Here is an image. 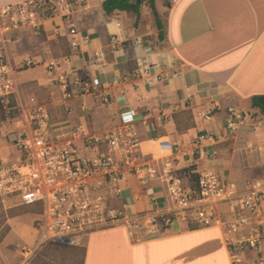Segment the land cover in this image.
<instances>
[{
    "label": "crops",
    "instance_id": "1",
    "mask_svg": "<svg viewBox=\"0 0 264 264\" xmlns=\"http://www.w3.org/2000/svg\"><path fill=\"white\" fill-rule=\"evenodd\" d=\"M28 1L0 0V8ZM78 1L77 34L68 33L66 41H76L79 49L69 64L74 78L85 79L89 85L84 93L69 91L67 95L81 101V112L67 107L73 99L67 100L68 115L59 123L58 131L67 134L82 127L88 136L98 138L129 125L135 132L138 157L156 165L158 176L141 181L127 174L120 182L124 200L119 197L118 202L128 218L140 217L147 222L175 209L162 165L158 167L163 159H168L173 169L195 166L196 174L216 170L239 191L256 182L264 185V161H257L264 159V131L256 135L257 143L248 144L247 153L253 156L250 159L260 165L254 175L256 181L247 180L250 170L241 166L246 180L235 177L239 166L235 154L242 152L236 149L237 136L232 146L219 154L218 144L220 148L225 139L222 135L215 139L231 113L237 117L235 113L249 112L257 117V126L264 127L261 117L253 113L257 110L251 108V98L264 95V0H162L166 7L165 38L156 49L131 31L126 13L106 16L104 0ZM156 12L159 18L161 14ZM144 63L151 66L147 76L138 72ZM95 82L100 86L93 87ZM248 105L250 109L245 110L243 106ZM185 114L193 116L192 123L178 133L176 120ZM197 130L207 131L218 144L201 140L196 154L188 149L183 153L173 150L175 144L192 141ZM220 207L228 219L240 215L227 204ZM176 225L178 222L173 227ZM145 226L139 232H131L124 225L92 232L81 246L70 247L75 251L72 254L81 251V264H234L225 232L219 226L183 229L180 233Z\"/></svg>",
    "mask_w": 264,
    "mask_h": 264
},
{
    "label": "built area",
    "instance_id": "2",
    "mask_svg": "<svg viewBox=\"0 0 264 264\" xmlns=\"http://www.w3.org/2000/svg\"><path fill=\"white\" fill-rule=\"evenodd\" d=\"M50 3V0H30L0 8V35L33 24L36 12ZM69 34H77L74 27L69 28ZM83 41L87 43L88 38L84 37ZM78 45L76 41L71 42L75 49ZM4 69L6 66L0 65L1 95L14 87L10 79L6 80L5 76L10 73ZM150 69V65L144 64L140 72L147 76ZM98 86L99 82L93 83V87ZM38 126L36 131L17 136L15 146L19 156L16 164L11 169H0V194L16 198L21 206L39 210L35 249L44 242L78 247L90 233L116 226L121 219L117 217L114 202L120 197V182L124 177L132 174L144 181L158 176L156 165L138 163L139 140L129 125L98 138L84 135L82 127L67 136L55 137L45 132L46 122L41 121ZM84 139H89L88 145L84 144ZM92 147L95 153L91 156L79 153L90 151ZM161 161L158 167L162 165L168 194L179 212L192 216L202 228L221 227L231 256L243 252H256L257 256L264 253L262 183H252L239 191L218 171L207 169L198 174L196 187H189L174 176L168 159ZM223 204L240 215L228 219L223 212L218 213ZM175 220L170 216L163 221L165 226H173ZM236 233H240L239 237L233 238ZM28 258L29 255L21 264H26ZM241 258L232 257V261L241 264ZM0 264H7L2 256ZM258 264H264V259H259Z\"/></svg>",
    "mask_w": 264,
    "mask_h": 264
},
{
    "label": "rangeland",
    "instance_id": "3",
    "mask_svg": "<svg viewBox=\"0 0 264 264\" xmlns=\"http://www.w3.org/2000/svg\"><path fill=\"white\" fill-rule=\"evenodd\" d=\"M50 1L51 3L48 6L36 12L33 24L29 23L24 27L20 26L0 35V65L6 66L4 72L9 71L10 76H5V78L6 80L10 79L14 86L9 93L3 92V95H1L0 92V169H11L16 164L19 156L15 146L17 136L25 132L36 131L39 128L38 123L41 121L46 122L45 132L50 136H67L77 129L75 127L67 134L58 131L59 123L68 115L67 107H76L81 112V101H77L72 94L67 95L69 91L75 93V90L79 89L84 93L86 92L85 88L89 85L87 80L74 78L75 76L72 75L69 60L72 54L77 52L79 45L75 49L71 46V42H74V40L70 44L66 41L69 28L74 27L76 30L75 15L81 1ZM147 1H139L142 11L138 16L132 13L126 14L131 31L142 37L143 43L147 42L151 44L153 49H156L162 41L158 38L159 31ZM154 3L155 10L157 9L156 11L161 14L158 20L164 28L166 7L163 6L162 0H154ZM1 71L3 72V69ZM133 71L134 74L137 73L136 70ZM138 72L141 74L140 71ZM0 88H2L1 82ZM69 99L73 100L70 102ZM67 100L69 102L66 107ZM103 103L107 102L103 101ZM243 108L248 110L250 106H243ZM253 113L258 114L264 121V116H261L258 111H253ZM235 114L237 117L232 113L229 115L222 134L215 137L217 139L222 135L225 139L220 144V148L218 143H213V136L208 135L207 131L199 132L197 130V135L192 141L175 144L173 150L176 153L182 150L183 153L188 149L196 154V150L199 151L201 140H209L213 145L218 144L217 154H219L218 152L224 150L223 148L226 147L227 149L232 146L233 137L237 136L236 149L242 152L235 154V158H238L235 163L239 165L236 168L238 171L235 177L256 181L258 177L254 175L258 172L257 168L264 159H258L259 164L256 160L250 159L253 156L247 153L248 144L250 142L257 143L256 135L263 134L264 127H258L257 117L250 116L249 112ZM207 115L209 114H206L204 118ZM192 119L191 114L178 117L176 120V122L178 121L177 132L185 131L191 125ZM86 133L87 131L84 130V135H87ZM88 140L84 139V144L88 145ZM79 153L91 156L95 153V148L92 147L90 151L83 150ZM210 156L212 157V155ZM214 156L216 155L214 154ZM143 162L138 158L139 164ZM240 166L250 170V174H247L249 176L244 174V170L240 169ZM171 169L174 176L180 178L183 184L194 187L192 178L184 173V169H173L172 167ZM206 170H202L200 173ZM222 177L225 178L224 175ZM245 177L246 179H244ZM120 197L124 200L123 196ZM115 209L118 214L117 217L120 216L121 219L117 221L116 226L124 225L131 232H139L144 231L147 228L145 225L148 224L153 225L154 229L161 230L157 221L158 216L153 217V219L155 218L154 221L150 219L147 222H142L143 219L140 217L130 219L118 199H116ZM221 209L222 207H219L217 211L222 214ZM176 210L177 207L175 206V209L169 211V214L176 219L175 222H178L180 226H168V229L180 233L183 229L202 228L193 220L192 216L187 213L183 215ZM38 214L39 210L37 208L21 206L16 198L0 194V256L6 259L7 264H21L28 255L29 258L26 264H81V251L78 250V254H72L75 251L68 246L62 247L58 244L44 242L35 249L38 234L35 223ZM170 215L165 216V218L170 217ZM235 255L233 253L231 257H242L241 264H258L259 259H264V253L259 256L256 252H243V254L237 253Z\"/></svg>",
    "mask_w": 264,
    "mask_h": 264
},
{
    "label": "trees",
    "instance_id": "4",
    "mask_svg": "<svg viewBox=\"0 0 264 264\" xmlns=\"http://www.w3.org/2000/svg\"><path fill=\"white\" fill-rule=\"evenodd\" d=\"M139 1L140 0H104L102 3V8L106 16H112L115 13H132L138 16L141 7ZM147 5L152 11L156 27L159 31L158 38L163 41L165 38V32L163 25L158 20V14L155 11L154 0H148ZM251 108L256 109L261 116H264V95L253 96L251 98ZM194 170L195 166H191L184 169V173H186L187 175H189L190 178H192L194 187H196L198 174H196ZM164 218L165 216L157 218L161 230L168 229V226H165L164 224Z\"/></svg>",
    "mask_w": 264,
    "mask_h": 264
}]
</instances>
